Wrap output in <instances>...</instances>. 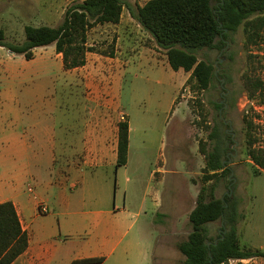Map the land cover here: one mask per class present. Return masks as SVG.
<instances>
[{"label":"rangeland","instance_id":"obj_1","mask_svg":"<svg viewBox=\"0 0 264 264\" xmlns=\"http://www.w3.org/2000/svg\"><path fill=\"white\" fill-rule=\"evenodd\" d=\"M81 1L0 0V29L4 31L7 42L21 43L25 26L57 27L65 10ZM121 1L143 6L149 0ZM262 37L260 45L249 49L252 61L243 48L242 28L230 36L225 49L198 50V60L212 63L217 72L210 88L196 93L186 85L189 73L173 71L167 63L165 50L124 9L118 26L99 25L88 33V45L106 52V55L88 53L85 66L72 71L62 69L54 46L37 49L32 62H26L22 56H8L12 62L10 67L7 64L0 67V89L12 85L18 97L26 91H33V104L36 105L50 100L54 93L61 103L70 96L69 103H75L77 108L85 104L93 108L97 106L101 114H107L116 125L128 119L129 165L117 174L112 172L108 196L111 202L116 199L118 207L125 200V208L134 212L139 192L146 190V209L140 225L144 232L151 231L154 235L149 224L156 223L159 215L167 212L168 219L161 236L168 238L159 242V246L164 248H157L155 264H163L164 258V264H181L184 260L176 245L186 240L190 232L188 216L196 198L192 200L195 193L184 192V185H176L174 180L185 179L188 187L197 185L199 191L204 184L205 166L201 150H210L213 146L208 136L211 127L230 135L223 123L228 121L233 133L232 142L227 143L230 149L226 161L229 174L214 179L212 183L216 187V196L222 198L228 194L237 201L244 216L237 227L240 246L258 250L264 247V171L246 156L247 138L242 118L252 119L258 137L254 147L264 149V104L259 103V96L254 100L246 96L241 77L250 70L251 75L264 84V34ZM42 57L47 59L45 63ZM5 71L16 74L7 76ZM41 73H47V76H40ZM226 91L232 105L219 114L216 105L221 104L222 93ZM158 163H165L166 170H178L183 175H167L166 183L160 185L155 194L153 188L156 183L150 180V172ZM14 166L12 161L0 160V174ZM256 169L258 174H254ZM137 180L140 183L137 184ZM29 187L36 191L33 184L29 183ZM78 191H72L73 196ZM50 196L45 195L49 201V213L36 219L37 222L42 218L45 222H55L51 208L54 200ZM159 221L160 224L164 219ZM208 228L209 236L215 239L220 233L219 224H209ZM260 263L264 264V257Z\"/></svg>","mask_w":264,"mask_h":264},{"label":"crops","instance_id":"obj_2","mask_svg":"<svg viewBox=\"0 0 264 264\" xmlns=\"http://www.w3.org/2000/svg\"><path fill=\"white\" fill-rule=\"evenodd\" d=\"M55 55L62 66L61 55ZM8 56L17 57L7 50L0 52V67H10L12 61ZM42 58L45 63L47 59ZM32 61L34 58L26 62ZM7 73L11 77L16 74ZM32 93L26 91L18 97L12 85L0 89V160L16 165L0 174V203L9 201L14 205L28 236L26 251L12 264H81L90 259H102L100 264H155L157 248L163 250L164 246L159 244L168 238L161 236L167 212L158 217L163 222L159 224L158 219L149 224L154 235L144 232L140 225L146 209V190L139 192L134 212L125 208V200L118 207L116 199L111 202L108 196L112 172L117 174L129 165L130 127L127 163L116 168L118 128L107 114L89 104L77 108L75 103H69L70 96L61 103L55 93L50 100L36 105ZM164 166L165 163L155 164L150 172V180L156 183L155 194L166 183L167 175H183ZM29 183L36 186V191ZM174 183L183 184L184 192L193 191L192 200L197 197V185L188 187L185 179ZM77 189L73 196L72 191ZM45 195L54 200V223L45 222L44 218L37 222L49 213ZM258 250L264 251V247ZM261 259L240 263L261 264ZM165 261L164 258L163 264Z\"/></svg>","mask_w":264,"mask_h":264},{"label":"trees","instance_id":"obj_3","mask_svg":"<svg viewBox=\"0 0 264 264\" xmlns=\"http://www.w3.org/2000/svg\"><path fill=\"white\" fill-rule=\"evenodd\" d=\"M124 9L165 50L167 63L173 71L189 73L186 85L196 93L208 90L216 77L212 63L198 60V50L225 49L230 36L242 28L243 48L252 61L249 49L263 40L264 0H149L143 6L121 0H83L65 10L57 27L25 26L21 43L7 42L0 29V48L31 61L35 49L54 46L55 53L61 55L64 71L79 69L85 66L88 53L106 55L88 45L89 31L99 25L119 24ZM251 73L249 70L241 77L244 93L251 100L259 96V103L264 104V84ZM216 109H222V105H216ZM242 123L247 138L246 156L264 171V149L254 147L258 137L253 121L243 116ZM117 128L116 168H119L126 165L128 158V119L119 121ZM208 136L213 146L210 150H201L205 159L204 184L188 216L190 232L186 240L176 245L184 257L181 264H227L230 260L264 257V251L240 246L237 227L244 216L237 201L228 194L222 198L215 194L212 181L229 174L226 161L231 136L220 133L216 127H211ZM258 173L256 169L254 174ZM216 222L220 233L211 239L208 225ZM27 247L28 236L14 205L9 201L0 203V264H12ZM101 262L102 259H90L82 263Z\"/></svg>","mask_w":264,"mask_h":264},{"label":"flooded vegetation","instance_id":"obj_4","mask_svg":"<svg viewBox=\"0 0 264 264\" xmlns=\"http://www.w3.org/2000/svg\"><path fill=\"white\" fill-rule=\"evenodd\" d=\"M222 96H223V100L221 101V104H220V105H222V109L219 110V114H222V112H226L230 108V105H232V100L231 101H230V99L228 100V96H229L228 91L222 93ZM223 123L228 128L226 130V132L227 131L230 132V136H231V140H232L233 139V133H231L232 128H231L230 123L228 121H224ZM233 146H235V144Z\"/></svg>","mask_w":264,"mask_h":264},{"label":"built area","instance_id":"obj_5","mask_svg":"<svg viewBox=\"0 0 264 264\" xmlns=\"http://www.w3.org/2000/svg\"><path fill=\"white\" fill-rule=\"evenodd\" d=\"M29 192H31V189H29ZM46 209L43 208V211H45ZM241 261H234V260H230L227 264H236V263H240Z\"/></svg>","mask_w":264,"mask_h":264},{"label":"water","instance_id":"obj_6","mask_svg":"<svg viewBox=\"0 0 264 264\" xmlns=\"http://www.w3.org/2000/svg\"><path fill=\"white\" fill-rule=\"evenodd\" d=\"M217 72V71H216ZM216 72H215V75H216Z\"/></svg>","mask_w":264,"mask_h":264}]
</instances>
